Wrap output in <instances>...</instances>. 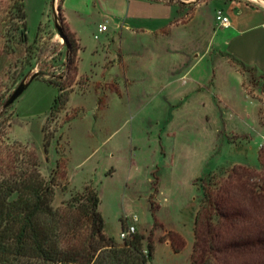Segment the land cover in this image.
I'll list each match as a JSON object with an SVG mask.
<instances>
[{
	"label": "rangeland",
	"instance_id": "rangeland-1",
	"mask_svg": "<svg viewBox=\"0 0 264 264\" xmlns=\"http://www.w3.org/2000/svg\"><path fill=\"white\" fill-rule=\"evenodd\" d=\"M62 1L0 0V142L35 153L46 180L57 160L66 163L68 183L55 189L53 209L91 187L108 238L122 246V225H132L145 255L153 244L147 264H190L200 180L225 179L234 166L260 171L264 145V75L239 67L246 98L231 60V48L244 49L246 37L218 29L215 13L231 1L264 0H195L205 2L194 9L191 0H155L177 5L179 24L138 33L105 22L109 30L98 39L100 17L90 6L82 22L72 13L82 39L75 38L76 73L56 28L65 24ZM22 82L27 89L5 109ZM60 93L67 99L51 112ZM7 172L0 170V182ZM82 203L71 217L79 210L86 230ZM0 264L54 263L9 256Z\"/></svg>",
	"mask_w": 264,
	"mask_h": 264
},
{
	"label": "trees",
	"instance_id": "trees-1",
	"mask_svg": "<svg viewBox=\"0 0 264 264\" xmlns=\"http://www.w3.org/2000/svg\"><path fill=\"white\" fill-rule=\"evenodd\" d=\"M22 17L26 18V14ZM60 18L64 23L62 15ZM62 32L71 69L77 56V41L66 24ZM239 66L255 72L242 63ZM73 69L76 73L77 67ZM66 99L60 93L50 111L58 110ZM49 144L46 139L45 152ZM26 159L29 166L19 168ZM259 163L260 171L234 166L225 179L211 175L200 180L203 200L195 217L190 264H264V145ZM3 169L9 171L10 178L0 182V257H33L54 264H147L152 259L153 244H148L145 255L144 237L135 235L121 246L105 235L100 199L91 187H85L84 194L65 208L53 209L55 189L68 183L66 163L57 160L46 180L35 153L21 151L19 144L15 148L2 140L0 170ZM84 200L81 209L89 224L86 230L80 223L79 210L78 216L71 217L75 205Z\"/></svg>",
	"mask_w": 264,
	"mask_h": 264
},
{
	"label": "crops",
	"instance_id": "crops-1",
	"mask_svg": "<svg viewBox=\"0 0 264 264\" xmlns=\"http://www.w3.org/2000/svg\"><path fill=\"white\" fill-rule=\"evenodd\" d=\"M203 2L205 1L196 2L191 0L187 4H191L189 6H193L194 9ZM90 6L100 17L97 32L94 34L95 39H98L100 34L108 32L109 27L105 22L112 23L115 29H124L125 27L130 32L146 33L147 29L156 28L161 22L171 23L172 21L173 24H179L180 21H174L176 19L175 12L180 9L177 5L166 1L63 0L61 6L62 17L69 32L75 36L79 44L82 39L79 30L73 27L72 13L76 15L77 21L82 22L83 18L81 17L84 9L85 12H93L89 8ZM147 7L148 10L142 11L143 8L147 9ZM80 10H82V13H80ZM219 10L223 11L230 19V27L225 30L229 31L231 37H246L243 44L244 49L231 48V60L234 66L240 71L239 63H242L255 69L258 74L264 75V6H250L241 1H231L224 3V8ZM180 11L182 12V10ZM226 11L231 15L226 13ZM99 26H106V30L99 32ZM256 30L259 31L255 34ZM79 52L77 51V54ZM243 78L244 74L240 71V88L245 97L250 98L243 85Z\"/></svg>",
	"mask_w": 264,
	"mask_h": 264
},
{
	"label": "built area",
	"instance_id": "built-area-1",
	"mask_svg": "<svg viewBox=\"0 0 264 264\" xmlns=\"http://www.w3.org/2000/svg\"><path fill=\"white\" fill-rule=\"evenodd\" d=\"M215 21L218 29H226L230 27L229 17L221 10L216 12ZM105 30H106V26H99V32H104ZM135 235H136V229L132 225L127 226L125 229H122L120 233V237L123 241L132 240Z\"/></svg>",
	"mask_w": 264,
	"mask_h": 264
},
{
	"label": "water",
	"instance_id": "water-1",
	"mask_svg": "<svg viewBox=\"0 0 264 264\" xmlns=\"http://www.w3.org/2000/svg\"><path fill=\"white\" fill-rule=\"evenodd\" d=\"M58 34L61 36V38L64 40L65 42V37L64 34L62 32V29L56 25ZM29 85V83H24L22 82L17 89L12 93V95L9 97V99L6 101L4 108L6 109L7 107L11 106L13 103H15V101L23 94V92L27 89V86Z\"/></svg>",
	"mask_w": 264,
	"mask_h": 264
},
{
	"label": "bare ground",
	"instance_id": "bare-ground-1",
	"mask_svg": "<svg viewBox=\"0 0 264 264\" xmlns=\"http://www.w3.org/2000/svg\"><path fill=\"white\" fill-rule=\"evenodd\" d=\"M263 3V2H262Z\"/></svg>",
	"mask_w": 264,
	"mask_h": 264
}]
</instances>
